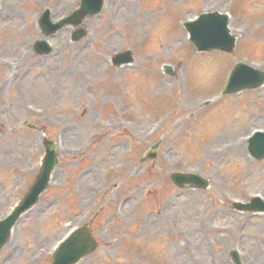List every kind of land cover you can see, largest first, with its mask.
Here are the masks:
<instances>
[{"label": "rangeland", "instance_id": "rangeland-1", "mask_svg": "<svg viewBox=\"0 0 264 264\" xmlns=\"http://www.w3.org/2000/svg\"><path fill=\"white\" fill-rule=\"evenodd\" d=\"M77 2L0 0V219L33 183L43 136L59 155L0 264H50L58 241L86 223L98 247L76 264H234L235 247L241 264H264V215L232 207L264 199V158L245 140L264 130V86L220 95L236 61L264 70V0H105L85 38L72 42L63 28L48 39L51 53L36 55V17L48 7L56 20ZM208 9L231 15L232 54L189 42L182 21ZM126 49L131 67L112 66ZM158 139L157 156L144 159ZM174 171L210 186L175 187Z\"/></svg>", "mask_w": 264, "mask_h": 264}, {"label": "water", "instance_id": "water-1", "mask_svg": "<svg viewBox=\"0 0 264 264\" xmlns=\"http://www.w3.org/2000/svg\"><path fill=\"white\" fill-rule=\"evenodd\" d=\"M78 14H81V11H78ZM207 20H205L204 18V22L206 23ZM217 46V45H215ZM261 82V81H260ZM259 84V82L255 83L254 85ZM53 164V161L51 162V165ZM48 170H45V173L47 174ZM40 190V186H37L35 188L34 194H33V200H36L37 198V192ZM12 220L9 219L7 220L5 223H1V236H0V246L1 244L4 242V239L7 236V230H8V226L11 225ZM84 230L78 231L73 237L72 239L67 242L63 248L61 249L60 253H59V258H66L68 262L70 261H74L75 259H78L81 255L87 253L88 251L92 250L94 245L93 242H88V237L87 234H84ZM87 240V241H86ZM78 248V249H77ZM77 249V250H76ZM74 252V253H73Z\"/></svg>", "mask_w": 264, "mask_h": 264}, {"label": "bare ground", "instance_id": "bare-ground-1", "mask_svg": "<svg viewBox=\"0 0 264 264\" xmlns=\"http://www.w3.org/2000/svg\"><path fill=\"white\" fill-rule=\"evenodd\" d=\"M122 7H123V4H121ZM52 90H56L55 88H52ZM73 90L77 91V92H80V83H77L75 87H73Z\"/></svg>", "mask_w": 264, "mask_h": 264}]
</instances>
